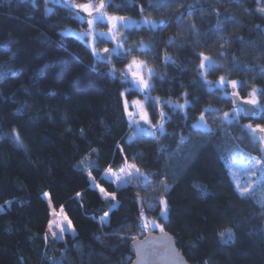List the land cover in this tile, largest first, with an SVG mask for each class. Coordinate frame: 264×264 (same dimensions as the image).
Returning a JSON list of instances; mask_svg holds the SVG:
<instances>
[{"label":"trees","instance_id":"trees-1","mask_svg":"<svg viewBox=\"0 0 264 264\" xmlns=\"http://www.w3.org/2000/svg\"><path fill=\"white\" fill-rule=\"evenodd\" d=\"M134 1L158 20L135 33L164 60L147 102L150 112H165L163 131L153 134L133 135L122 93L132 98L136 91L126 89L122 72L111 74L92 47L64 32L86 25L74 6L48 11L41 2L0 0V77L8 74L0 78V264H130L131 241L148 232L146 219L172 232L192 264H264V205L240 195L228 168L231 157L264 154L244 113L225 118L235 101L216 83L237 80L239 95L256 89L264 105V0H169L158 10ZM111 6L140 16L138 3ZM201 53L215 64L201 70ZM102 79L105 95L95 103ZM182 93L190 101L184 109ZM201 112L210 129L193 127ZM186 136L189 155L180 157ZM88 156L95 180L77 166ZM127 162L150 181L117 186L102 174ZM96 180L117 199L106 200ZM46 192L75 235L48 234ZM228 229L234 237L225 243L219 233Z\"/></svg>","mask_w":264,"mask_h":264},{"label":"rangeland","instance_id":"rangeland-1","mask_svg":"<svg viewBox=\"0 0 264 264\" xmlns=\"http://www.w3.org/2000/svg\"><path fill=\"white\" fill-rule=\"evenodd\" d=\"M32 1H36V0H32ZM51 1L57 2L58 0H47L46 3H49ZM78 15L80 17L81 23H82V21H85L86 25L83 24L82 27H78L76 29L73 27L67 28L64 32L71 34V35L74 34L77 37H80L81 40H84L90 47L93 48L92 37L89 35V33H92L94 35V38H95L96 51L94 53H95L96 57L100 61L104 62L105 66L107 68H109V71L111 74L114 73V70L117 67V68H120V72H122V74L125 75V73L128 72L127 65H128V63H130L132 58H136L138 61L143 62L144 67L141 69L142 75L144 76L145 79L149 80L150 87H151V83H152L153 78H154L153 76L160 74L164 69V66H163L164 60H163V58L156 55V53H155L156 49L155 48H152V46L150 44L143 42L145 44V49H146L145 51H142L138 54H130L127 59L120 61L119 62L120 64L117 66L116 60L113 57H111V56L108 58L103 57V53H104L103 49L107 46L106 45L104 46L103 40L101 38H98L99 36L95 35V33H96L99 35L106 34V35L110 36L111 33L108 31V29L110 27H112V25H109L108 28L107 27L103 28L99 24H98L99 27H97L93 24L91 26V28H89V25H88L89 19L86 18L89 16L86 13H84L83 11H80L78 13ZM110 16L123 17L120 14H114V15H110ZM108 17L109 16L106 15L103 17V19H107L108 22L110 24H112L109 21ZM124 17H126L125 20L117 22L116 28H118L119 31H122L124 29V26H126V25L130 26V25L135 24V23L136 24L138 23L139 25H141V23H148L149 22V21L144 20V19H137L136 20L131 16H124ZM89 18H91V17H89ZM154 25H155V23H154ZM140 44H142V42ZM208 58H209V60L205 62V68L212 67L215 64L214 60H212L210 57H208ZM149 69H151V73H149V71H148ZM125 76H126V81H127V88L126 89H128V90L133 89L136 91L134 97L127 98L130 101V107H129L128 111L136 113L137 109H136L134 104H131V101L139 99V100L143 101L145 106L147 107L148 97H149V93H150L151 88H149L147 91H142L141 86L137 84L136 80H134L132 78L130 73L128 75H125ZM208 81H209V79H208ZM230 81H231L230 79L225 78L224 84H221L219 82V79L216 82L217 85L222 87L223 92L226 95H232V93L235 91L234 89L232 91ZM101 85H102L103 91H99V92L97 91L96 94L93 93V95H92V97L95 98L94 99L95 103H97V101L104 98L105 91H106L105 90L106 89V80L105 79H102ZM252 91L250 92V94L252 93ZM250 94H249V96L244 97V99L252 98ZM255 98L258 100L259 108L261 110H263V112L259 116H251V115L245 116L247 118L244 122V127L247 128L248 132L250 133V137L253 138L255 141H258V143L262 147L264 145H262V142L259 139L261 137L260 134H258V132H256L255 138H254L253 134H252V129L247 127V125H249V124H251L253 128H255V126L257 124L264 125V123L262 122V116H264V105L262 103H260V96H259V94H257V92H256ZM236 107H240L243 109V106H241L240 104L238 105V104L233 102L232 106L226 111L229 115H228V117H225V118L232 119V117L234 115L233 110ZM241 115H244L243 112L241 113ZM241 115L238 118H236V120L242 119ZM130 119H131V122L133 123V129H132L133 135L136 134L137 132H142V130H146L147 132H149L151 134H153L155 131H161L159 129V122H155V121H153V119H151L150 123H146V122L140 120L138 115H134ZM198 122H199V120L196 122V124ZM153 125H155V127ZM197 128H199V129H207V128L210 129L211 127H210V125H208V118L205 117L203 122H199V127H197ZM189 138H190L189 136H186L185 138L180 140V141L183 140V143L180 142L179 147L176 149V153L178 154V156L187 157V155H189L187 152H184V150H183L185 148L186 142ZM263 154H264V151H263ZM233 161H235V163H233ZM259 161H264V157L262 158L261 156H259L257 154L248 155V153H247V158H244V155L242 154L240 157H231V159L228 160V168H229V172H231L234 183H236V186L239 185L240 188H244V187L251 188L254 191V195L259 199V202L264 205V164L260 163ZM91 162H92L91 157H89V156L83 157L82 159L77 161V166H79L81 168H85L89 173V171H91V168H90ZM251 162H255L256 167H253ZM131 164H133V163H130V162L124 163L123 165H121L120 168L126 167V166L131 165ZM120 168H113V169L116 170L118 173V170ZM136 168L139 169L137 166H136ZM129 171H133V170L129 169ZM91 174H92V176L90 178L95 180L92 171H91ZM106 177L109 179H113V177L111 175H107ZM133 181H141L144 184V183H148L150 181V177L147 176L146 174H142L140 170L139 171H133V174L131 176H128V177H125L123 174H121L120 175V181L118 184L116 183V185L122 186L123 184L132 183ZM93 185L97 188V185H101V184H99L98 181L96 180L93 183ZM46 194H49V195L46 196ZM46 194H45V197L47 198V200L50 204L51 213H52V217L50 220V222H52V227L48 229V234L51 235L52 237H55L58 239L59 238H65L66 232H69V233L75 235V228L73 226V223H71V225H69V223H68V220H70V218L68 217L67 213L64 211V209H63V213H61L62 207L57 209L51 200L50 193L46 192ZM54 212L56 213V215L53 214ZM166 215H167V212L165 213V211H164L163 217L165 218ZM65 217H67V219H65ZM108 217L102 216L103 221H107ZM58 225H62L63 228L65 229V231L63 233H61L60 227H58ZM163 229L164 228H163L162 223L159 222L158 220L156 221V220H152V219H146L145 229H144L145 232L148 230L162 231ZM53 233H55V236H53Z\"/></svg>","mask_w":264,"mask_h":264},{"label":"snow or ice","instance_id":"snow-or-ice-1","mask_svg":"<svg viewBox=\"0 0 264 264\" xmlns=\"http://www.w3.org/2000/svg\"><path fill=\"white\" fill-rule=\"evenodd\" d=\"M75 7L78 10L83 11L84 13H86L89 17H93L94 13L101 12L105 8V0H99L98 5L93 4V3L90 2V3H85V4H77V5H75ZM258 11L261 12L262 14H264V6L259 7ZM108 19L112 23V27H110L108 29V31L110 33H112L113 30L116 29V27H117V22L125 20L126 17L109 16ZM93 24H94V20L93 19H89L88 20L89 28H91V26ZM89 35L92 37L93 52H95L96 48H95L94 35L92 33H89ZM115 38L116 37L114 35V39ZM103 51L105 53H108L110 51V49L105 47L103 49ZM128 51H130V49ZM200 56H201V62H200L199 68L201 70H204L205 69V62L208 61L209 58L207 56H205L203 53H201ZM143 67H144L143 62L138 61L136 58H132L130 63H128V65H127L128 72H126L125 75H128L130 73L132 78L134 80H136L137 84L141 86V90L142 91H147L150 88V83H149V80L145 79L144 76L142 75L141 69ZM262 70H264V69H262ZM148 71H149V73H151V69H149ZM202 74H203V72H202ZM0 78H3V79L6 80V79H8V74L4 73V74H2V77H0ZM219 82L221 84H224L225 83V77L221 76L219 78ZM230 84H231V87L233 89H237L238 88V81L237 80H231ZM232 95L234 97H239V92L234 91ZM250 95H251L252 98L244 99L243 103L259 107L258 100L255 98L256 97V89H253V91H252V93ZM122 96L124 97V99H123V109H124V111L127 112V115L129 116V118H132L134 115H138L140 120H142V121H144L146 123H150L152 116L153 115H158L160 117L159 129L161 131H163V129H164V119H165V112L163 111V109L159 110L158 112H155V111L154 112H149V110L145 106L144 102L139 100V99H136L134 101H131V104H134L136 109H137V112L133 113L131 111H128V109L130 107V101L127 99V93H122ZM182 97L185 98V103L184 104H180L179 107L181 109H184L190 103V101H188L186 99L187 93H182ZM155 104H156V101L153 102V105H152L153 109H155ZM243 111H244V109H242L240 107H236L233 110L234 115H233L232 119L238 118ZM228 115L229 114L227 112L224 113L225 117H228ZM204 119H205V113L201 112L200 115H199V122H203ZM199 122L197 124H194L193 127H199ZM153 126L155 127V125H153ZM247 127L252 129V134H253L254 138H255L256 132L264 133V125L257 124L255 126V128H253L252 125L249 124V125H247ZM13 139H14V141L16 143H18V144L20 143V139H19V134L18 133H16L14 135ZM259 139L261 140L262 145H264V136L260 137ZM181 143H183V140L181 141ZM260 150L264 151V146H262ZM259 162L264 164V161H259ZM233 163H235V161H233ZM251 163H252L253 167H256V163L255 162H251ZM129 169H132L133 171H139V169H137L134 164H131V165H128L126 167L120 168L118 170V173L112 167H109L102 174L105 175V176L111 175L113 177V181L118 184L119 181H120V175L121 174H123L125 177L131 176L133 174V171H129ZM89 176L90 177L92 176L91 171H89ZM97 188L99 190V193L106 200L107 199H112V200L117 199V194L115 192H109L105 185H102V184L101 185H97ZM237 188L239 189L240 195H242V196L254 195V191L251 188H249V187L240 188L239 185H237ZM47 195H49V194H46V196ZM137 195H139V194L137 193ZM162 203H164L166 205V200L162 201ZM164 211H165V213L167 212V207L164 208ZM61 213H63V208H61ZM53 214L56 215L55 212ZM103 216L104 217H108L109 216V212H104ZM65 219H67V217H65ZM68 223H69V225H71V221L70 220H68ZM101 223H103V218L101 219ZM51 227H52V222H49V228H51ZM58 227H60L61 233H63L65 231V229L63 228L62 225H58ZM219 235L221 237L222 242H225V243H227L228 240H231L234 237V234H233L231 229H228L226 231H221ZM53 236H55V233H53Z\"/></svg>","mask_w":264,"mask_h":264},{"label":"flooded vegetation","instance_id":"flooded-vegetation-1","mask_svg":"<svg viewBox=\"0 0 264 264\" xmlns=\"http://www.w3.org/2000/svg\"><path fill=\"white\" fill-rule=\"evenodd\" d=\"M47 0H36V1H32L35 5H37V2H41L45 5L46 9L49 11L51 9L54 8V6L62 4V5H67V6H74L77 4H85V3H93L98 5L99 0H58L57 2L55 1H51L49 3H46ZM111 1L114 0H105V8L101 11V12H96L94 13V16L89 18L86 17L87 19H93L94 20V25L99 27V25H101V27H107L109 25H112L108 22L107 19H103L104 16L108 15H114V14H120L117 12H113L111 11ZM126 1H132L135 3H138V7H139V12H140V16L139 17H133L134 19H144L149 21L148 23H141V25H139L138 23L136 24H132V25H126L124 26V29L122 31H119L118 28H116L110 36L104 34V35H99L96 34V36H99L98 38H101L104 42V46L106 45L107 48L110 49L109 51V55L108 57H113L116 60L117 66L120 64L119 62L122 60H125L129 57L130 54H138L142 51H145V44L147 43L143 38H140L138 36V34H136L135 32L138 29H141L143 26L148 27L149 25L152 26H156L158 24V20L155 16L153 15H146L145 14V10L146 7L143 6L142 2L139 1H134V0H126ZM148 4L150 7L154 8V10H158L159 8L163 7L167 2H169V0L165 1L162 5L155 7L152 3L151 0H147ZM76 8V7H75ZM77 10V15L80 12V10ZM122 15V14H120ZM124 17V15H122ZM128 16V15H125ZM82 23H86L85 21H82ZM155 23V25H154ZM99 24V25H98ZM81 27L83 26L80 25ZM73 28H78V27H73ZM114 35H115V39H114ZM123 35V36H122ZM122 36V38L120 37ZM139 42V43H138ZM142 42V44H140ZM144 42V43H143ZM122 46V47H121ZM136 47V49H134V47ZM130 49V51H128ZM105 53V52H104ZM103 53V54H104ZM120 72L119 68H115L114 70V74L117 75ZM122 78L126 79V76L124 74H122ZM263 110L260 109V114ZM259 114V115H260ZM259 115H252V116H259Z\"/></svg>","mask_w":264,"mask_h":264},{"label":"water","instance_id":"water-1","mask_svg":"<svg viewBox=\"0 0 264 264\" xmlns=\"http://www.w3.org/2000/svg\"><path fill=\"white\" fill-rule=\"evenodd\" d=\"M155 7L162 5L167 0H151ZM221 24L219 20V25ZM123 36V35H122ZM122 36H120L122 38ZM136 49L135 46H133ZM109 52L104 53L103 57L108 58ZM236 104L243 106V113L246 116L259 115L260 108L257 106L243 103L244 98L234 97ZM264 136V133H259ZM132 252L135 257L130 264H192L184 252L178 247L177 240L169 230L148 232L136 237L131 241Z\"/></svg>","mask_w":264,"mask_h":264},{"label":"clouds","instance_id":"clouds-1","mask_svg":"<svg viewBox=\"0 0 264 264\" xmlns=\"http://www.w3.org/2000/svg\"><path fill=\"white\" fill-rule=\"evenodd\" d=\"M220 234V233H219ZM220 236V235H219Z\"/></svg>","mask_w":264,"mask_h":264}]
</instances>
